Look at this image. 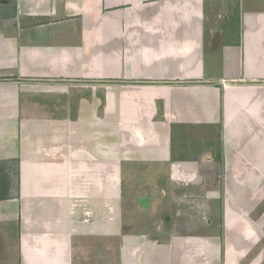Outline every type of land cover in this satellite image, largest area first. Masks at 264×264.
<instances>
[{
	"label": "crops",
	"instance_id": "1",
	"mask_svg": "<svg viewBox=\"0 0 264 264\" xmlns=\"http://www.w3.org/2000/svg\"><path fill=\"white\" fill-rule=\"evenodd\" d=\"M190 129H218L223 162L245 145L242 165L264 167V0H0V264H197L208 242L166 245L118 212L124 182L146 217L176 180L164 165L144 181L148 163L191 162L204 183L173 148ZM105 236L125 243L115 261Z\"/></svg>",
	"mask_w": 264,
	"mask_h": 264
},
{
	"label": "rangeland",
	"instance_id": "2",
	"mask_svg": "<svg viewBox=\"0 0 264 264\" xmlns=\"http://www.w3.org/2000/svg\"><path fill=\"white\" fill-rule=\"evenodd\" d=\"M107 106L109 104L105 107ZM108 124L110 125V123ZM103 128H105L104 135L112 133L107 123ZM211 131L200 135L199 131L197 132L194 129L187 130L189 135L177 136L176 147L175 143L173 144V148L176 150L175 154H179L180 157L190 160L198 155L196 157L199 164L196 170L197 173L202 175V171L208 169V173H204L206 174L204 183L201 180L198 183L191 182L193 175L191 162H180V165L175 167L165 162L162 164V168H152L153 164L148 163L147 165L151 166L150 169L138 168V170L142 169V174L146 177L144 181H152L153 175L164 172V165H166L167 175L172 176L173 174L174 177L177 175L173 178V180H176L173 182L167 179V182L160 185L162 197H159L160 201L157 199V202H152L150 208L152 214L146 217H143L140 211L142 209L147 210L150 203L134 198H132L133 200H126L125 197H128V195H126L127 191L124 189V182L120 186V188L122 187L120 196H123L120 199L121 202H124V206L120 208V211L116 208V212L118 210L120 212L119 216L123 218L125 216V211L124 213L121 212L123 209L134 210L140 225L142 224L141 219L151 218L150 223L155 225V227H151V236L156 237L159 241H165L166 245H169L172 241L179 242L180 238L184 242L189 237L199 239V242L201 240H203L202 242H208L212 248L207 250L205 248V252L194 254L195 257L192 259L194 262L197 259V264H203L207 256L210 255H214L216 263L219 261V264H252L260 254H264V167L260 165H257V167H252L249 164L242 165L239 159L240 156L247 154L241 149L245 148V145L235 148L228 147L226 161L223 162L221 159L222 152L220 157L219 131L218 129ZM232 146L234 145L232 144ZM198 149L197 154L196 150ZM201 150H208L211 155L208 156L207 152L201 153ZM174 158L176 159V157ZM207 161L213 165L204 166ZM122 170L124 171V173L122 171V179L126 181L128 179L126 172L128 169L124 168ZM109 172L110 170L104 169L105 175H108ZM177 180L180 184H175ZM150 185L151 191H153V183L151 182ZM260 190H262L261 196L254 199V195ZM139 191H142V189L140 188ZM159 207H161L160 210H158ZM238 220H242L244 225L238 223ZM229 224L232 225L229 226ZM248 225L256 229V238L253 241L247 240L249 245L241 255V246L238 247L240 243L239 241H237V244L235 243L238 239L235 233L242 234L240 231ZM128 229L126 224L123 225L120 239L125 241L126 234L137 235V232H127ZM232 242L234 244L229 252L232 257H227L228 243ZM124 244H121L119 239L117 241V239L110 236L104 237V256L108 261H115V256L121 255L118 247ZM235 244L239 250L234 247ZM260 264H264V261Z\"/></svg>",
	"mask_w": 264,
	"mask_h": 264
},
{
	"label": "flooded vegetation",
	"instance_id": "3",
	"mask_svg": "<svg viewBox=\"0 0 264 264\" xmlns=\"http://www.w3.org/2000/svg\"><path fill=\"white\" fill-rule=\"evenodd\" d=\"M264 261V258L258 263V264H260L261 262H263Z\"/></svg>",
	"mask_w": 264,
	"mask_h": 264
}]
</instances>
